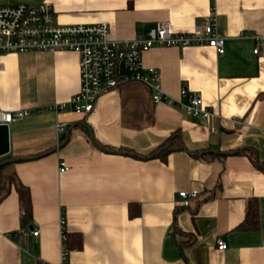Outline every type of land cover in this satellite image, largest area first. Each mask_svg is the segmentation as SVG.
I'll use <instances>...</instances> for the list:
<instances>
[{
	"label": "crops",
	"instance_id": "1",
	"mask_svg": "<svg viewBox=\"0 0 264 264\" xmlns=\"http://www.w3.org/2000/svg\"><path fill=\"white\" fill-rule=\"evenodd\" d=\"M47 1L57 24L105 22L117 41L162 22L189 33L213 14L222 54L163 46L141 61L158 69L163 94L184 102L199 96L216 117L203 121L153 103L137 82L108 89L85 115L40 110L78 93V55L0 54V109L33 110L8 125L5 157L19 160L7 167L28 187L32 215L22 229L11 186L0 201V264H61L64 253L65 264H264V47L252 53L253 37L264 35V0ZM56 123H65L63 134H56ZM175 133L182 148L162 158L94 145L147 153ZM242 148L252 149L261 166L245 155H225ZM61 160L69 166L65 173L58 172ZM183 190L197 193L187 208L177 203ZM253 204L258 228L242 230ZM61 218L65 237L80 245L65 246ZM28 229L38 234L22 233ZM216 240L224 251L216 250Z\"/></svg>",
	"mask_w": 264,
	"mask_h": 264
},
{
	"label": "built area",
	"instance_id": "2",
	"mask_svg": "<svg viewBox=\"0 0 264 264\" xmlns=\"http://www.w3.org/2000/svg\"><path fill=\"white\" fill-rule=\"evenodd\" d=\"M216 22L210 14L202 26L194 27L189 33L172 31L168 22H162L148 30L145 35H137L131 40H112L109 37L107 23L59 25L54 20L53 8L45 0L34 4H2L0 5V54L23 52H62L68 51L78 55L79 89L63 104L49 105L41 108L55 113L68 111L75 115H85L93 111L99 95L114 89L124 83H140L151 91L153 103L175 105L183 113L192 118L208 121L216 117L214 112L205 107L199 96L191 95L185 102L175 101L160 89V75L155 67L143 66L141 56L152 47H208L217 55L222 54L223 39L216 35ZM264 47V35L253 37L254 55L259 54ZM181 97H185V90L181 88ZM33 110L20 109L7 111L0 109V125L20 121ZM65 123H56V134H63ZM211 131H213L211 129ZM58 172L65 173L69 166L64 161L58 162ZM196 191L185 190L177 193L178 205L188 207L194 200ZM62 238L65 241L64 220ZM33 236L38 234L34 230H24ZM11 237V236H10ZM216 250L224 251L226 244L216 240ZM64 253V252H63ZM66 253L62 256L65 264ZM42 264V263H40Z\"/></svg>",
	"mask_w": 264,
	"mask_h": 264
},
{
	"label": "trees",
	"instance_id": "3",
	"mask_svg": "<svg viewBox=\"0 0 264 264\" xmlns=\"http://www.w3.org/2000/svg\"><path fill=\"white\" fill-rule=\"evenodd\" d=\"M179 135L175 133L173 136L167 138V140L160 145L154 147L151 151L147 153H135L131 149L127 148H108L106 146H103L99 144L97 141H94V145L101 150L105 151H111L118 154H130L133 155L136 158H143V159H150L153 157H164L167 155V153L177 150L180 147L178 144L179 142ZM245 155L255 166H261L259 165L258 161L255 159L256 155L255 152L252 151V149H237L236 151H228L225 153V155ZM194 156H197L195 154H192ZM204 154H198L197 157H203ZM9 165V163H7ZM7 165H1L0 166V201L4 198V196L8 193V190L11 186L14 187L16 194L18 196V203H19V209L21 211L20 213V223L22 225V229L26 228V223H28L31 220L32 210H31V202H30V196H29V190L28 187L24 184L22 185L21 182H19L15 176V173L13 171H8L4 173V170L7 169ZM258 222V212L256 210L255 205L253 204L249 210V213L246 215L244 221L240 224V229L242 230H256L258 228L257 225ZM12 237V234L10 235ZM65 246L71 247L73 245H80L79 241H73L70 237H65ZM70 238V240H69Z\"/></svg>",
	"mask_w": 264,
	"mask_h": 264
},
{
	"label": "water",
	"instance_id": "4",
	"mask_svg": "<svg viewBox=\"0 0 264 264\" xmlns=\"http://www.w3.org/2000/svg\"><path fill=\"white\" fill-rule=\"evenodd\" d=\"M67 138H65L60 144L56 145L55 147L51 148L50 151H47L44 154H49L54 150L62 147ZM9 151V139H8V125H0V158L5 157ZM19 160L18 158H8L7 160L1 161V165H7V163H11L14 161Z\"/></svg>",
	"mask_w": 264,
	"mask_h": 264
},
{
	"label": "rangeland",
	"instance_id": "5",
	"mask_svg": "<svg viewBox=\"0 0 264 264\" xmlns=\"http://www.w3.org/2000/svg\"><path fill=\"white\" fill-rule=\"evenodd\" d=\"M8 159V157H2V158H0V162L1 161H4V160H7ZM11 169L9 168V167H7V169H5L4 170V173H6V172H8V171H10Z\"/></svg>",
	"mask_w": 264,
	"mask_h": 264
}]
</instances>
